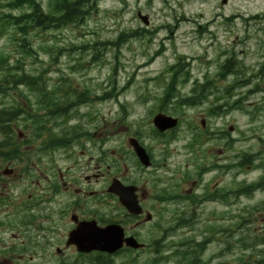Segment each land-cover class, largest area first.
Returning a JSON list of instances; mask_svg holds the SVG:
<instances>
[{
    "label": "flooded vegetation",
    "instance_id": "flooded-vegetation-1",
    "mask_svg": "<svg viewBox=\"0 0 264 264\" xmlns=\"http://www.w3.org/2000/svg\"><path fill=\"white\" fill-rule=\"evenodd\" d=\"M212 18L223 19L220 13ZM229 20H264V7L254 11L235 7ZM246 30L238 43L251 39L249 54L261 55V60L244 64L240 57L246 49L220 48L215 56L205 50L203 61L208 67L216 62L220 67L228 52L236 54L227 73L237 80L243 75L245 85L256 86L254 94L261 90L260 102H248L253 108L264 104V32L259 35L264 29ZM200 31V40L206 42L218 36L216 30ZM40 129L46 132L30 137V129L24 128L18 137L25 156L15 154L4 161L13 168L6 178L11 207L37 212L32 220L14 227L12 239L27 244L25 249L33 250L36 258L43 256L36 246L50 252L52 245L64 244L75 220H94L100 227L117 223L125 237L145 244L141 249L123 246L114 254L101 251L103 260L122 257L136 262L144 250L150 261L160 255V264H264V222L256 235L250 227L254 221L250 216L264 213V188L253 190L252 179L238 178L253 164L264 168L263 151L258 150L255 157L243 156L242 136L234 135L233 128L141 129L145 132L135 137L145 149L148 165L134 154L131 163L123 162L122 168L113 171L124 185L133 187L137 214L128 212L107 191L109 150L102 141L87 140L93 128H57L54 136L51 128ZM48 148L52 150L45 151ZM146 233L157 238H146ZM66 254L63 251L60 257L68 258Z\"/></svg>",
    "mask_w": 264,
    "mask_h": 264
},
{
    "label": "rangeland",
    "instance_id": "rangeland-1",
    "mask_svg": "<svg viewBox=\"0 0 264 264\" xmlns=\"http://www.w3.org/2000/svg\"><path fill=\"white\" fill-rule=\"evenodd\" d=\"M182 5L174 4L176 9H170L169 6L162 5V0H152V3L147 4V0H126L125 12L115 18L113 11L121 8V0H104L102 3L103 9L100 14L93 15L86 22L81 25H71L66 29L49 30L45 32L30 31L29 38L35 48L38 49V57L35 60L33 57L25 58V69L29 73H34L39 69H46L45 78L51 85L59 75H65L73 78L76 82L87 84L91 89L111 90L108 88L109 81L115 79L117 81V88L122 87L128 79L131 82L128 87L116 98L106 102L96 103L84 110H92L94 120L97 121L91 124V128H108L110 135L109 146H117L124 135V128L126 131H131L134 128H151V117L149 111L154 110L160 106L159 96L165 87V80L161 77V72L170 63H174L178 55L194 56L191 59V69L189 71L190 79L183 85L179 86L181 94H187L192 86L194 79H202L204 75H214L219 67L218 63H213L209 67L204 63V56L202 52L208 50L210 56H215L220 48L227 50L234 49L236 52L243 49L244 56H239L241 61L245 64L253 63L254 60H261V55L251 56L252 51L251 39H245L238 43L239 39L247 32L244 22L222 20L218 22H211L210 30L218 31V36L215 41L206 42L200 40L198 24H207L214 12L223 11L227 15L235 7H243L241 0H228L229 2L222 6L219 5L220 0H183ZM260 0H250L248 9L263 7ZM148 15L149 26L151 30L154 28L171 25L172 29L158 31L156 37L151 42H147V38L133 40L130 43L122 46L121 52L118 56L120 63L116 74L113 77L112 67L114 66L115 56L114 51L106 52L103 57L105 64L88 63L90 55H81L75 52H68L66 48L70 44L79 45L80 43L100 40H114L120 29H134L142 27L144 24L139 22L136 18V10ZM170 13V14H169ZM171 13H186L194 14L196 21H175ZM196 13L202 14V19L195 17ZM225 21V22H224ZM229 31V33L227 32ZM264 30L259 32L262 35ZM170 34L173 40L168 39L165 35ZM14 29L5 28L0 32V54L15 53L16 39ZM16 38V36H15ZM164 41L166 50L163 54L155 56V51L159 50V43ZM213 47H208L209 44ZM238 43V44H237ZM62 48V49H60ZM60 49V50H59ZM261 48L259 51H262ZM58 52V53H57ZM56 54V62L52 61V56ZM77 62H82L86 65L83 70H71L70 66ZM157 78L148 79L147 78ZM233 76L227 77L225 80H217L219 87L223 88L229 81L233 80ZM49 85V86H50ZM264 86V85H263ZM103 87V89H102ZM13 94L1 97L0 101H6L8 104L11 101ZM220 95V92L213 89V92L200 103V105L185 108L183 114L180 115L182 123L180 128H187L188 122L193 120L196 124L199 123V117L203 116L206 119V124L209 128H227L230 124L233 126L234 135L242 136L243 141L240 145L244 149L262 150L264 157V104L259 103V109L253 115L245 112L242 109L232 110L225 116L210 117L206 115L205 110L213 104L215 98ZM262 98L261 93L251 95L245 102L248 107V102H260ZM176 100V99H172ZM170 101L166 104V108L175 114H180V109ZM123 104L124 108L120 105ZM175 108V109H173ZM83 110V109H82ZM83 110V111H84ZM96 112V114L94 113ZM126 113V114H125ZM171 113V114H172ZM177 115V116H178ZM93 120V121H94ZM92 121V122H93ZM19 123V122H18ZM129 128V129H128ZM264 171V168H263ZM262 172V168L253 169L238 175V178L253 179ZM0 212L5 211L1 208V202L7 204L10 213L6 219L0 221V254L8 249L11 243L12 233L15 232L10 227L11 218H13L15 207L13 198L8 195V182L5 178H0ZM264 195V192L262 193ZM6 212V211H5ZM256 220L251 221L252 234L259 233L258 226L263 224V218L258 213L255 214ZM6 255V254H5ZM34 263L54 264V261H38L33 260ZM10 263V262H9ZM16 264H24L25 262H15ZM0 264H8L0 256Z\"/></svg>",
    "mask_w": 264,
    "mask_h": 264
},
{
    "label": "trees",
    "instance_id": "trees-1",
    "mask_svg": "<svg viewBox=\"0 0 264 264\" xmlns=\"http://www.w3.org/2000/svg\"><path fill=\"white\" fill-rule=\"evenodd\" d=\"M19 2H29L32 3L31 0H18ZM32 5V12L25 15V17H8L4 19H0V24H10L17 30L18 37L16 38V41L19 45V47L27 46L29 45V39L27 38V34L31 28L37 29H47L51 27V25L55 26L56 28L62 27L64 25H67L68 23L74 22L73 16H78L79 11L77 10V6L75 4H72L68 2L67 0H59L55 4V8L62 11V13L58 17H52V16H43L38 14V4L33 3ZM20 5V4H19ZM26 53L28 55H33L34 51L31 48H27ZM5 55H0V63L4 62ZM4 75V74H2ZM10 74H5L4 77H9ZM23 77H26L23 75ZM173 81L169 84L170 90L167 92L172 93L173 92ZM190 100V99H189ZM47 102V100H46ZM188 104H194L193 100H190L187 102Z\"/></svg>",
    "mask_w": 264,
    "mask_h": 264
},
{
    "label": "water",
    "instance_id": "water-1",
    "mask_svg": "<svg viewBox=\"0 0 264 264\" xmlns=\"http://www.w3.org/2000/svg\"><path fill=\"white\" fill-rule=\"evenodd\" d=\"M153 122L158 128H169L176 124V119L170 116H166L162 113H158L154 116ZM79 245L82 249H88L83 243H79Z\"/></svg>",
    "mask_w": 264,
    "mask_h": 264
}]
</instances>
